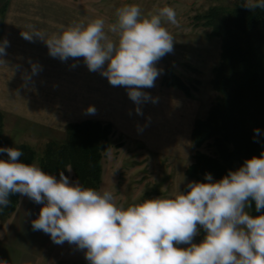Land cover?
<instances>
[{
	"label": "clouds",
	"instance_id": "1",
	"mask_svg": "<svg viewBox=\"0 0 264 264\" xmlns=\"http://www.w3.org/2000/svg\"><path fill=\"white\" fill-rule=\"evenodd\" d=\"M244 7L264 8V0H248ZM115 16L107 30L105 20L95 18L61 25L49 37L36 30L21 36L42 41L50 57L71 60L72 69L82 59L89 72L125 88L135 113L143 115L142 104L159 102L143 89L155 87L162 72L156 64L173 51V36L163 22L178 25L177 14L165 5L143 15L139 5L126 4ZM10 46L6 37L0 39V63ZM29 63L33 75L42 70L38 63ZM83 112L95 115L97 109L90 104ZM253 131L259 142L264 131ZM0 153L7 154L0 159V207H7L15 194L43 205L32 229L49 234L57 245L67 242L84 250L89 264H264V151L219 180L206 173L205 182L191 181L185 191L127 207L117 205L111 191L85 188L64 171L57 179L37 164L21 162L23 153L16 148L0 147ZM252 201L261 214H250ZM201 228L203 239L193 243Z\"/></svg>",
	"mask_w": 264,
	"mask_h": 264
},
{
	"label": "crops",
	"instance_id": "2",
	"mask_svg": "<svg viewBox=\"0 0 264 264\" xmlns=\"http://www.w3.org/2000/svg\"><path fill=\"white\" fill-rule=\"evenodd\" d=\"M163 1L186 3L185 0ZM95 18L105 20L106 30L109 24L114 23L106 16L75 5L70 0H0V39L6 37L11 45L7 49L8 55L3 57L5 62L0 63L3 133L6 135L9 129L12 131L16 127L19 130L26 126L23 132L26 134H58L65 131L70 123L92 119L112 124L109 141L121 143L119 149L143 148L159 156L183 157L192 145L191 131L195 119L207 114L210 96L208 92H201V87L190 96L173 88H164L162 78L170 67L166 58H161L156 64L162 72L155 81V87L143 89L154 97L158 96L159 102L142 104L143 115H137L136 106L128 98L125 88L113 87L106 78L89 72L82 59L72 69L69 67L71 60L62 63L50 57L42 41L28 42L21 36V32L36 30L49 37L59 33L61 25L67 27L82 20L87 23ZM29 61L41 65L42 70L33 75ZM90 104L97 109L95 115L83 112ZM138 126L142 131L138 130ZM11 137L15 136L9 135L8 139L12 141ZM103 160L104 156L101 160L100 187L107 174L103 171ZM70 180L77 182L72 176ZM100 187L98 191H101ZM42 206L20 195L16 209L0 224V255L16 244L24 245L25 258L32 263L37 262L40 254L46 253L53 243L50 235L34 231L31 223L38 217ZM65 245H62L64 250L69 244L65 242ZM5 256L2 257L4 261Z\"/></svg>",
	"mask_w": 264,
	"mask_h": 264
},
{
	"label": "trees",
	"instance_id": "3",
	"mask_svg": "<svg viewBox=\"0 0 264 264\" xmlns=\"http://www.w3.org/2000/svg\"><path fill=\"white\" fill-rule=\"evenodd\" d=\"M236 2L232 7L210 6L204 13L195 15L200 24L210 28V35L221 40L218 63L212 69V88L218 98L210 105L207 114L196 118L191 131L195 147L191 163L185 174L196 182H205L210 173L214 180L238 169L246 159L259 157L264 151V136L259 142L253 139L254 129L264 131V8H246ZM199 81L185 83L168 67L162 78V86H174L184 95L197 91ZM4 116L0 112V147H13L23 155L21 162L32 164L36 151L27 144H14L3 136ZM112 124L92 119L67 125L61 139H50L39 156V167L59 178V173L71 167L73 177L85 188L98 190L101 183L104 154L110 150L109 137ZM212 147V153L200 148ZM0 159H7L0 153ZM183 188L181 191H185ZM155 193L145 192L139 200L157 198ZM20 194L11 195L7 207H0V218L4 222L18 204ZM249 212L256 216L255 202ZM264 212V210H262ZM205 233L200 229L198 237Z\"/></svg>",
	"mask_w": 264,
	"mask_h": 264
},
{
	"label": "rangeland",
	"instance_id": "4",
	"mask_svg": "<svg viewBox=\"0 0 264 264\" xmlns=\"http://www.w3.org/2000/svg\"><path fill=\"white\" fill-rule=\"evenodd\" d=\"M70 1L75 5L104 15L114 22L116 20V9L126 4L139 5L143 15L155 12L165 5L173 7L177 14L178 25L163 22L174 39L173 51L166 54L164 58L169 61L168 65L174 70V73L185 83L191 84L194 81H199L198 87H201V92H208L210 96L207 110L219 96L212 88L211 79L213 77L212 69L220 58L221 40L218 37L211 36L210 28L201 25L200 21L195 19L194 16L204 13L210 6L214 5L230 8L236 2L248 3V0H185L186 3L182 4L170 2H167V4L163 0ZM167 88L179 90L174 86ZM25 128L26 126L20 127L19 130L16 127L12 128V131L9 129V131H6V135L3 133V136L6 138L9 135L15 136L11 137L14 143L24 141V144L32 147L36 151V157L32 164L38 166L39 156L43 152L47 141L61 139L66 133L65 130L58 134L39 136L37 132L23 133ZM110 144L111 149L104 154L103 160V171L107 174L101 186L102 188H100L101 191H111L117 205L127 207L139 203L145 192L155 193L156 197H171L193 181L185 174V169L191 163L195 151L193 144L185 151L183 157H172L169 154L159 156L157 153L149 152L143 148L139 150L133 148L119 149L122 144L117 140L111 141ZM200 149L208 154L213 151L209 145H203ZM68 176L69 178L73 177L72 172ZM2 223L3 221L0 218V224ZM200 242L198 235L193 238V243L198 244ZM16 245L9 246L7 252L1 253L0 264H89L85 259L84 250H78L75 245H68L64 250L62 245L52 243L44 255H39L40 258L36 263H32L25 258L26 248L22 247L24 245ZM180 246L187 247V245ZM59 247L63 249L58 251ZM4 255H6L5 261L2 259Z\"/></svg>",
	"mask_w": 264,
	"mask_h": 264
}]
</instances>
